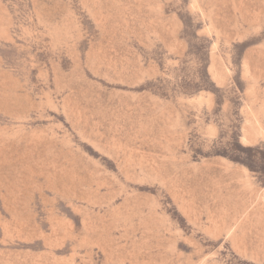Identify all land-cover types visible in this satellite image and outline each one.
Listing matches in <instances>:
<instances>
[{
    "label": "rangeland",
    "instance_id": "obj_1",
    "mask_svg": "<svg viewBox=\"0 0 264 264\" xmlns=\"http://www.w3.org/2000/svg\"><path fill=\"white\" fill-rule=\"evenodd\" d=\"M0 264H264V0H0Z\"/></svg>",
    "mask_w": 264,
    "mask_h": 264
}]
</instances>
